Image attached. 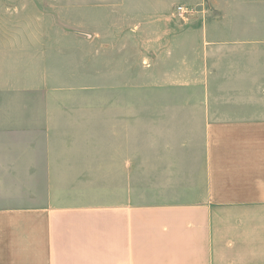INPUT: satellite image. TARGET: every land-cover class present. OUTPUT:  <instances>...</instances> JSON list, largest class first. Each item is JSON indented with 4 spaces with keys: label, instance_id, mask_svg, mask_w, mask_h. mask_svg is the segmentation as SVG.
Instances as JSON below:
<instances>
[{
    "label": "crops",
    "instance_id": "1",
    "mask_svg": "<svg viewBox=\"0 0 264 264\" xmlns=\"http://www.w3.org/2000/svg\"><path fill=\"white\" fill-rule=\"evenodd\" d=\"M39 1L0 0V264H264V114L242 97L264 87L237 56L212 55L239 41L212 34L211 8L176 10L205 0L69 6L90 29L113 10L134 14L136 47L166 68L157 86L201 88L195 104L185 95L140 110L145 191L134 187L121 97L107 109L26 77L30 58L44 57L40 36L21 34ZM201 17L206 26L187 25Z\"/></svg>",
    "mask_w": 264,
    "mask_h": 264
},
{
    "label": "rangeland",
    "instance_id": "2",
    "mask_svg": "<svg viewBox=\"0 0 264 264\" xmlns=\"http://www.w3.org/2000/svg\"><path fill=\"white\" fill-rule=\"evenodd\" d=\"M71 3L81 4L82 0H40L35 6L45 9L29 11L27 7L28 19L23 23L27 28L22 27L21 34L40 36L42 43L33 46L43 48L44 57L30 58L31 67L26 77L41 83L45 80L57 82L62 86L57 96H88L96 99L97 106L104 105L107 109H115V102L121 97L122 107L125 105L129 111L131 151L136 161L133 165L134 187L145 191L140 110L179 106L185 95L187 101L195 104L199 98L194 99L190 94L193 96V91L197 93L201 88L197 86L188 90L177 85L157 86L156 82L164 76L166 68L152 70L149 56L155 53L140 52V47H136L134 14L124 15L113 10L108 17L103 16L101 27L99 24L93 28L92 24L90 29L84 27L80 10L69 8ZM205 6L212 9L207 13V23L218 24L212 34L239 41L231 49H215L212 55L237 56L239 61L243 60L241 65L253 67L255 87H264V1L205 0L201 6L191 5V8L200 11L206 10ZM3 9L0 5V38L5 36ZM35 13L39 17L34 20ZM205 19L201 17L187 25L206 26ZM10 24L12 36H19L18 22L11 21ZM1 50L3 47H0L3 52ZM165 53H157L158 61ZM168 90L176 93V97L167 98ZM260 91L242 97L248 98L251 105L256 104L258 114H264V91ZM152 93L159 95V99H154ZM102 99L105 103L99 104Z\"/></svg>",
    "mask_w": 264,
    "mask_h": 264
},
{
    "label": "built area",
    "instance_id": "3",
    "mask_svg": "<svg viewBox=\"0 0 264 264\" xmlns=\"http://www.w3.org/2000/svg\"><path fill=\"white\" fill-rule=\"evenodd\" d=\"M177 12L178 14L180 13L182 15V18L185 19L187 18V16L191 13H193L195 11V9H192L191 7H187V6H183V5H179V7H177Z\"/></svg>",
    "mask_w": 264,
    "mask_h": 264
}]
</instances>
